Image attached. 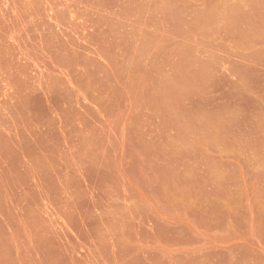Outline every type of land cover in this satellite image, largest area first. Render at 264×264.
I'll list each match as a JSON object with an SVG mask.
<instances>
[{"label": "rangeland", "instance_id": "obj_1", "mask_svg": "<svg viewBox=\"0 0 264 264\" xmlns=\"http://www.w3.org/2000/svg\"><path fill=\"white\" fill-rule=\"evenodd\" d=\"M0 264H264V0H0Z\"/></svg>", "mask_w": 264, "mask_h": 264}]
</instances>
